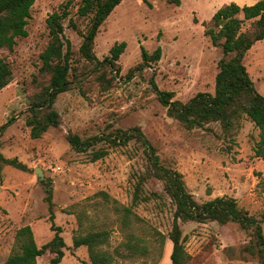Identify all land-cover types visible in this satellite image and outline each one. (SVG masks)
I'll list each match as a JSON object with an SVG mask.
<instances>
[{
    "label": "rangeland",
    "instance_id": "374dc122",
    "mask_svg": "<svg viewBox=\"0 0 264 264\" xmlns=\"http://www.w3.org/2000/svg\"><path fill=\"white\" fill-rule=\"evenodd\" d=\"M65 1L35 0L27 36L17 38L12 51L0 50L12 68L10 83L0 91V124L13 117L0 134V153L27 166L22 170L0 162V264L15 247L14 235L22 225L31 226L38 246L53 236L45 200L48 185L54 223L62 227L65 241L60 264L89 263L86 246L73 248L74 233L106 229L108 250L123 240L119 213L102 192L110 200L131 203L136 175L146 166L142 147L131 141L89 161L86 153L75 151L67 142L68 131L88 137L139 125L160 163L182 173L187 190L198 202L230 196L238 207L260 218L264 212V159L254 154L259 129L246 116L231 136H224L217 122L186 129L167 115L150 84L153 75L158 89L172 91V99L182 102L198 92L213 93L221 51L204 30L213 26L211 17L223 5H250L257 0H179V4L173 0H121L101 25L94 46L96 56L103 59L116 42L126 43L118 59L120 71L112 73V85L93 78L84 82V94L76 87L60 93L54 102L60 126H51L41 137L32 138L25 120L28 97L38 87L39 54L48 41L46 18ZM79 2L72 0L69 16L83 31L88 17L77 14ZM64 33L74 50L73 58L82 63L78 53L81 36L68 26V19L64 20ZM141 46L148 52L160 46L161 57L128 76V70L142 61ZM244 64L256 91L264 96V39L248 50ZM105 145L100 142L95 147ZM36 168L43 172L41 181ZM143 192L157 195L133 206L140 218L135 231L148 237L149 228L156 229L165 242L161 250L154 247L146 256L116 258L112 264L170 262L172 243L167 234L174 205L157 178L148 179ZM261 226L264 234V222ZM180 227L189 254L186 264H259L256 255L244 250L252 241L251 229L216 221L180 222ZM49 257L41 255L37 262L44 263Z\"/></svg>",
    "mask_w": 264,
    "mask_h": 264
},
{
    "label": "trees",
    "instance_id": "16d2710c",
    "mask_svg": "<svg viewBox=\"0 0 264 264\" xmlns=\"http://www.w3.org/2000/svg\"><path fill=\"white\" fill-rule=\"evenodd\" d=\"M179 4V0H173ZM35 0H0V50H13L16 39L27 36L26 25L31 16V8ZM121 0H80L77 14L88 17L85 30L79 29L77 23L69 16L72 0L63 2L59 9L46 18L48 41L39 57L41 64L35 77L38 87L29 97L28 114L25 123L30 128V136L39 138L51 126L61 124V116L54 107L57 96L71 88H78L84 94V82L96 78L111 86L115 76L120 71L118 59L124 51L126 43L116 42L108 55L99 59L95 52V39L113 9ZM68 26L81 36L78 48L79 64L73 58L74 50L70 40L64 33V20ZM213 26L207 27V35L213 46L221 51L217 62L218 71L215 75L214 92H198L188 101L172 99V91L157 88L154 76L150 84L156 92L157 99L166 107L169 117L176 119L184 128L204 127L217 122L224 136L233 135L239 127L243 116L250 119L259 129V138L254 147L255 156L264 159V96L260 95L248 74L244 57L248 50L258 41L264 39V0H257L250 5L239 6L235 2L220 7L211 17ZM161 57V47L157 46L148 52L141 46L142 61L128 70V76L134 70H141ZM107 74H109L107 76ZM12 68L8 60L0 54V91L11 81ZM35 79V80H36ZM13 119V117H12ZM8 119L0 124V134L12 122ZM65 138L77 152L86 153L89 161H96L106 156L110 149L125 146L131 141L142 147L146 159L144 170L137 173L131 203L124 205L117 200H110L107 193L102 192L107 201H112L119 213L120 230L124 234L112 250H108L109 232L106 229L90 230L85 233H74L72 246H86L88 264H112L116 258L132 259L136 256H146L155 247L161 250L165 236L156 229L149 228L148 237L137 234L135 225L140 218L132 208L143 201L156 196V193L143 192L144 183L150 178L163 182V189L174 205L171 229L167 238L172 243L170 262L168 264H186L189 254L185 248V236H182L180 222L216 221L220 224L236 222L244 229H251L252 241L244 246V250L257 256L258 263L264 264V234L261 223L264 222V212L257 218L238 207L235 198L216 196L212 199L198 202L185 185L182 173L160 163L158 154L150 140L139 125L120 128L116 127L107 133L81 137L78 133L68 131ZM105 142V146L95 147ZM0 162L13 165L22 170L27 166L16 158H4L0 153ZM45 200L48 204L50 228L53 236L46 243L38 246L34 239L31 226L19 227L14 235L12 252L2 264H39L37 258L50 254L48 260L41 264H60L64 256L65 241L61 235L62 227L54 223L52 189L46 186ZM79 225L81 216L77 215ZM159 264V263H149Z\"/></svg>",
    "mask_w": 264,
    "mask_h": 264
},
{
    "label": "water",
    "instance_id": "95a60500",
    "mask_svg": "<svg viewBox=\"0 0 264 264\" xmlns=\"http://www.w3.org/2000/svg\"><path fill=\"white\" fill-rule=\"evenodd\" d=\"M35 172L38 174V180L41 181L43 179V172L38 168L35 169Z\"/></svg>",
    "mask_w": 264,
    "mask_h": 264
}]
</instances>
